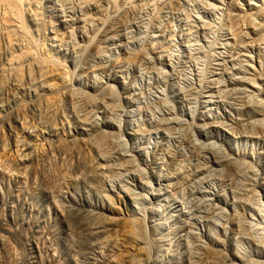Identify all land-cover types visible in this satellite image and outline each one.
Returning <instances> with one entry per match:
<instances>
[{"label": "rangeland", "instance_id": "374dc122", "mask_svg": "<svg viewBox=\"0 0 264 264\" xmlns=\"http://www.w3.org/2000/svg\"><path fill=\"white\" fill-rule=\"evenodd\" d=\"M19 2L0 7V264L255 256L264 0Z\"/></svg>", "mask_w": 264, "mask_h": 264}, {"label": "bare ground", "instance_id": "6f19581e", "mask_svg": "<svg viewBox=\"0 0 264 264\" xmlns=\"http://www.w3.org/2000/svg\"><path fill=\"white\" fill-rule=\"evenodd\" d=\"M19 1L20 0H0V7L16 12L18 11ZM156 100H158V98ZM255 216L252 215L251 218L253 219ZM254 220H256V223H254L256 227L255 231H253L252 237L256 245V249L253 254L255 256H242L239 260V264H264V208H261L259 215H257ZM258 220L260 222H258Z\"/></svg>", "mask_w": 264, "mask_h": 264}]
</instances>
